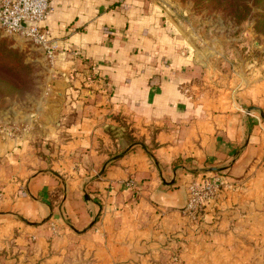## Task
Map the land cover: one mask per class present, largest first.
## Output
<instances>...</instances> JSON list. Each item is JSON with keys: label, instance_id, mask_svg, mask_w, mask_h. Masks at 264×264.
<instances>
[{"label": "crops", "instance_id": "obj_1", "mask_svg": "<svg viewBox=\"0 0 264 264\" xmlns=\"http://www.w3.org/2000/svg\"><path fill=\"white\" fill-rule=\"evenodd\" d=\"M50 5L42 25L58 48L52 67L62 103L58 130L67 140L63 159L54 164L63 173L46 169L31 149L23 156L19 139L0 138V264H128L143 238L152 243L158 224L185 219L195 170L217 169L222 183L249 176L257 181L249 191L253 212L238 222L246 224L254 214L251 227L261 223L264 124L242 113L240 90L219 87L209 96L192 86L186 93V82L193 80L190 54L150 0H50ZM90 66L108 78L109 96L93 90ZM113 116L111 129L118 136L134 125L147 144L154 130L157 146L149 150L118 138L122 149L109 161L108 151L116 146L104 126ZM56 134L57 128L48 136ZM104 165V175L91 182ZM130 172L131 183L122 181Z\"/></svg>", "mask_w": 264, "mask_h": 264}, {"label": "rangeland", "instance_id": "obj_2", "mask_svg": "<svg viewBox=\"0 0 264 264\" xmlns=\"http://www.w3.org/2000/svg\"><path fill=\"white\" fill-rule=\"evenodd\" d=\"M150 3L164 15L167 27L181 37L184 49L190 54L193 80L186 82L184 91L191 93L193 86V90L212 96L219 87L229 92L240 90L245 97L242 113H252L264 124L261 115L264 108L260 104L264 103V35L255 30L254 20L250 17L236 20L224 6H216L211 0H150ZM52 67L35 43L0 30V138L19 139L24 143L22 155L26 150L28 158L31 149L45 161L46 169L59 176L63 172L54 163H59L65 155L62 144L67 136L58 130L62 103L58 94L60 87L56 85L58 77ZM89 71L88 81L96 83L93 90L109 96L108 78L94 73L93 66ZM90 87L92 85L85 88ZM114 119L117 120V116L104 126L116 146L108 151L109 161L122 149L115 139H123L124 131L118 136L116 129H111L116 127ZM56 128L55 137L49 138L50 131ZM137 129L133 125L129 131L125 130L134 132L126 135L129 141L134 138L149 150L157 146L154 130L149 133V143L145 144V134L140 131L135 134ZM259 165L258 174L263 171L264 160ZM216 170L193 171V182L187 186L185 219L167 227L158 224L155 236L154 232L150 236L152 243L143 238L144 244L135 247L133 257L126 263L264 264V214L256 227L249 224L256 217L254 214L249 215L246 224L238 222L240 216L253 212L255 198L249 191L257 181L249 176V180L242 182L222 183L223 174ZM104 171L105 165L91 182L99 180ZM131 175L130 172L123 176L122 181L131 183ZM1 188L0 185V209L3 205ZM89 197L90 191L86 190L84 198ZM192 198V206H189ZM49 226L52 234L57 235L56 223L51 221ZM185 254L190 257L186 259Z\"/></svg>", "mask_w": 264, "mask_h": 264}, {"label": "built area", "instance_id": "obj_3", "mask_svg": "<svg viewBox=\"0 0 264 264\" xmlns=\"http://www.w3.org/2000/svg\"><path fill=\"white\" fill-rule=\"evenodd\" d=\"M50 10V0H0V30L6 35L22 36L35 43L52 67L58 48L47 28L42 25ZM192 202L193 198L189 206H192Z\"/></svg>", "mask_w": 264, "mask_h": 264}, {"label": "trees", "instance_id": "obj_4", "mask_svg": "<svg viewBox=\"0 0 264 264\" xmlns=\"http://www.w3.org/2000/svg\"><path fill=\"white\" fill-rule=\"evenodd\" d=\"M211 3L216 6H224L228 10V14L236 20L242 21L248 17L252 18L255 30L264 35V0H211ZM7 58L8 56L6 57V61L9 63V59ZM125 130L122 134L126 139L128 138L126 135L134 133H128ZM133 141L136 140L133 138L129 142Z\"/></svg>", "mask_w": 264, "mask_h": 264}, {"label": "water", "instance_id": "obj_5", "mask_svg": "<svg viewBox=\"0 0 264 264\" xmlns=\"http://www.w3.org/2000/svg\"><path fill=\"white\" fill-rule=\"evenodd\" d=\"M251 110V109H250ZM261 115L264 117V114L263 113H261ZM115 158H117V157H115Z\"/></svg>", "mask_w": 264, "mask_h": 264}]
</instances>
